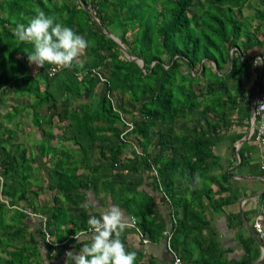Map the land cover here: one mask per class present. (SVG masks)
<instances>
[{"label":"trees","instance_id":"obj_1","mask_svg":"<svg viewBox=\"0 0 264 264\" xmlns=\"http://www.w3.org/2000/svg\"><path fill=\"white\" fill-rule=\"evenodd\" d=\"M250 6L254 12L245 15ZM37 8L91 42L53 76L48 64L33 74L27 59L33 45L13 35ZM256 46L264 51V0H0V104L24 102L17 104L33 110L43 136L36 147L43 185L3 181L23 162L17 132L3 122L15 114L0 111V264H64L54 262L62 245L47 234L76 249L82 247L76 234L90 243L88 219L100 214L82 206L83 192L99 185L151 239L160 240L170 223L171 246L184 264H220L223 250L207 210L235 198L217 197L232 192L227 175L224 183L215 181L220 161L213 147L240 109ZM132 144L137 148L124 152ZM28 153L23 148L21 158ZM148 180L164 192L169 221L154 200L138 195ZM46 189L51 199L45 200Z\"/></svg>","mask_w":264,"mask_h":264},{"label":"crops","instance_id":"obj_2","mask_svg":"<svg viewBox=\"0 0 264 264\" xmlns=\"http://www.w3.org/2000/svg\"><path fill=\"white\" fill-rule=\"evenodd\" d=\"M249 55L252 65L250 66L249 74L243 77V95L241 96L240 109L234 111L233 115L231 114V118L233 119L232 124L218 134L213 147L220 161L213 172L217 177L215 181L218 182L219 180V182L224 183L223 177L227 175L228 181L226 184L229 185L232 192L231 195L229 191H223L221 194H217V197L227 198L230 196L231 198H235L233 202L225 204L218 209L208 206L207 210V216L213 221L212 227L217 234L219 247L223 250V254L220 256V264H242L245 257H248L250 254L258 256L253 261V264H264V249L259 237L260 233H258L255 227V223L262 219L264 229V169L261 168V165L264 163V143L259 144L255 140L251 122L253 100L256 96L257 87L260 84V90L264 89V72L262 80H260L262 65L264 63L260 60L258 62L260 64L257 65L254 64V61L257 58L263 57L264 51L256 46L249 51ZM15 101V108L4 113L0 111L5 117L10 112L15 114V117L11 120L7 118L3 120L6 121L4 125H8L12 129L14 128L17 132L18 142L21 143L20 158L18 160L23 162V164L15 168L14 172L4 178L3 181L6 180L15 185L25 184L35 189L38 185L42 184V181L38 179V171H36L41 161L36 147L42 143L43 136L41 135V131H39L40 137H38L32 132L34 129L30 131L28 128H23L19 125L17 120L19 114L27 111L32 116V123L37 127L34 123L33 110H24L22 106L17 104L21 100ZM21 108L22 110H20ZM11 123L14 124L13 127L10 125ZM23 148L29 150L28 157L25 159L21 158ZM133 148L137 147L132 144L125 151L130 153ZM136 151L139 152V147ZM14 175L15 177H12ZM12 180L14 181L12 182ZM148 182L137 188L138 195L146 200H154L158 214H162L169 221V208H167L168 205L162 198L164 192L157 189L152 181L148 180ZM212 187L216 191L218 183L212 184ZM106 189L104 185H99L97 188L84 190L83 194L86 196V204L89 210L100 214L101 211L106 210L109 206L117 205L122 209L129 222L131 218L129 211L125 207H122L118 201H115ZM46 193L45 200L53 197L50 189H46ZM35 204L36 206L39 205L38 198H36ZM170 228L171 224L168 223L166 231H169ZM166 231L160 240H153L146 234V237L149 239L147 242L132 228L126 232L125 246L127 250L137 253V260L134 264H174L175 250L171 246L170 236ZM202 236L208 237L207 231H204ZM82 238L85 239L83 236ZM61 245L62 247L57 250L59 258L54 259V262L63 261L65 264L67 260L65 253L67 251L78 252L79 249L67 244L66 240L61 241ZM43 256L45 257V254ZM44 261L48 262L49 260L45 259ZM66 264H72V262L69 260Z\"/></svg>","mask_w":264,"mask_h":264},{"label":"clouds","instance_id":"obj_3","mask_svg":"<svg viewBox=\"0 0 264 264\" xmlns=\"http://www.w3.org/2000/svg\"><path fill=\"white\" fill-rule=\"evenodd\" d=\"M13 35L19 42L33 45V51L27 52L29 64H35L38 68L44 67L45 64L54 65L56 67L52 69L53 72L56 69L71 67L91 46L90 41L39 8L27 24L16 25ZM260 60L261 58H257L254 64H260ZM200 180L197 174L195 182L198 184ZM88 225L91 233L86 238L90 243H83V238L76 234L75 239L82 243V247L78 252L67 251L66 262L70 260L72 264H134L137 253L127 250L122 239L129 223L119 206H109L101 211L99 217L90 216Z\"/></svg>","mask_w":264,"mask_h":264},{"label":"built area","instance_id":"obj_4","mask_svg":"<svg viewBox=\"0 0 264 264\" xmlns=\"http://www.w3.org/2000/svg\"><path fill=\"white\" fill-rule=\"evenodd\" d=\"M261 60L264 63V56L261 57ZM55 67H53V68H55ZM52 69H50V71H49V74L52 76L55 75L60 70V69H56L53 72ZM256 102H257V105H256L255 113L251 119L252 132L254 133L255 140L259 144H262V143H264V89L260 90L259 94L257 95ZM261 168L264 169V163L261 165ZM131 219H132V221L129 222V225L131 227L135 228L139 232V234L145 238V239L143 238L145 242L149 241V239L146 238L145 234L143 233V231L139 227V224H138L136 217H132ZM262 225H263L262 219L258 220L255 223V227L258 230V233H260L259 237L262 240L263 249H264V229H263ZM90 231H91V228H89V230L86 233H90ZM166 232L169 234V236L171 235L170 231H166ZM47 237H48L49 242L52 243V240H51L52 238H50L49 233L47 234ZM174 255H175L174 264H184V261L181 259V257L178 254H176L174 252Z\"/></svg>","mask_w":264,"mask_h":264},{"label":"rangeland","instance_id":"obj_5","mask_svg":"<svg viewBox=\"0 0 264 264\" xmlns=\"http://www.w3.org/2000/svg\"><path fill=\"white\" fill-rule=\"evenodd\" d=\"M254 12V9L250 6V7H246L245 9H244V14L245 15H250V14H252ZM34 67V70H33V74H35V73H37L38 71V67L36 66V65H34L33 66ZM260 92V91H259ZM259 94V93H258ZM15 100H18V99H14V98H9L8 99V101H6V102H4V103H1L0 104V110L4 113L5 111H8V110H11V109H13L14 108V106H15V104H14V101ZM18 110V109H17ZM20 110H22V108L20 109ZM18 120V122H19V125L21 126V127H23V128H28L30 131L32 130V129H34V130H37L38 131V133H37V131H32L34 134H36V136H38V137H40V133H39V131H40V129H39V127L37 126H35L33 123H32V116L31 115H29L28 114V112L27 111H24V112H22V113H20L19 114V118L17 119ZM3 122H6L5 120H3ZM12 127L14 126V124L13 123H11L10 124ZM8 126V125H7ZM33 126V127H32ZM9 127V126H8ZM30 137H31V135H29ZM36 136H35V138H36ZM141 150V148H139V151ZM124 152H127V151H124ZM26 171H27V169H26ZM3 180V179H2ZM168 208V207H167ZM132 218V217H131ZM130 218V221H132V219ZM129 221V222H130ZM128 222V223H129ZM138 224H139V222H138ZM129 228H132V229H134L138 234H139V232L135 229V228H133V227H131L130 225L128 226ZM139 227L141 228V226H140V224H139ZM167 229H168V227H167ZM141 230L143 231V229L141 228ZM90 233H91V231H90ZM143 233L145 234V232L143 231ZM140 235V234H139ZM141 236V235H140ZM145 236H146V234H145ZM142 237V236H141ZM144 237H142V239H143ZM147 238V237H146ZM145 239V238H144ZM143 239V240H144ZM52 240V243L51 244H53V245H59V244H61V242L59 241V240H55V239H51ZM261 242H262V240H261ZM262 245H263V243H262ZM42 251H43V255L45 254V252L47 251V248H45V247H42ZM48 263H50V261H48Z\"/></svg>","mask_w":264,"mask_h":264},{"label":"water","instance_id":"obj_6","mask_svg":"<svg viewBox=\"0 0 264 264\" xmlns=\"http://www.w3.org/2000/svg\"><path fill=\"white\" fill-rule=\"evenodd\" d=\"M87 9V8H86ZM92 17L98 22L99 25H101L103 27V29L110 35L112 36L120 45V48L121 50L126 54V56L131 59V60H136L144 69L145 67V64H144V61L142 59H139L135 56H133L128 50L127 48L125 47V45L122 43V41L116 36L114 35L113 33H111L110 31H108L103 25L102 23L100 22V20L95 16V14H92ZM234 51L232 53V63H233V59H234ZM263 72H264V65H262V70H261V74H260V80H262V75H263ZM260 91V84L259 86L257 87V91H256V96L254 97V100H253V115L255 113V109H256V105H257V95ZM263 259H264V251H263Z\"/></svg>","mask_w":264,"mask_h":264}]
</instances>
